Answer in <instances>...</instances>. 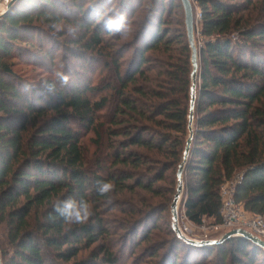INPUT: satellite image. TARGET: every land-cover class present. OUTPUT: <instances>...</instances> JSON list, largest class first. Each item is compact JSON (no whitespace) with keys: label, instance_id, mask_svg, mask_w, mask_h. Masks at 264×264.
Here are the masks:
<instances>
[{"label":"trees","instance_id":"trees-1","mask_svg":"<svg viewBox=\"0 0 264 264\" xmlns=\"http://www.w3.org/2000/svg\"><path fill=\"white\" fill-rule=\"evenodd\" d=\"M132 1L120 7L134 18ZM158 1L161 12L151 9L127 35L107 31L112 13L91 0H68L72 8L59 0H17L0 17V226L12 248L1 250L3 264H120L119 254L162 231L169 241L146 250L156 264H206L213 256L218 264H259L264 257L243 237L196 247L172 228L189 137L192 51L182 1L168 0L167 9ZM192 4L200 70L182 213L197 226L222 224L221 188L241 175L236 203L264 218V24H252L264 0ZM174 15L182 28H170ZM63 22L84 31L71 42L79 48L66 50L83 61L85 75L67 69L63 74L74 79L66 85L57 75L55 37L43 26L53 32ZM99 181L112 182L113 190L99 194ZM68 199L89 203L88 222L64 223L56 204L62 208ZM109 211L124 214L120 228L107 221ZM118 228L119 245L112 238ZM180 250L187 252L182 260Z\"/></svg>","mask_w":264,"mask_h":264},{"label":"rangeland","instance_id":"rangeland-1","mask_svg":"<svg viewBox=\"0 0 264 264\" xmlns=\"http://www.w3.org/2000/svg\"><path fill=\"white\" fill-rule=\"evenodd\" d=\"M10 0H8L9 2ZM92 2H94L93 4L100 5L103 4V8H105L103 11H105L106 16L111 15L110 13H112L111 17L113 18H117L120 15H124L125 17V23L127 22V24L129 23V28L130 31L128 32L129 34L132 33V31H134L136 29V27H133V24H140L142 22V20H144L145 16L148 14L149 11H151V9H155L158 10L157 12H161L162 10V6H161V1L158 0H145L143 2V5L140 6V3L138 2V0H133L131 4V7H133L134 10H137L136 15L134 16V18H131V11L125 7V8H121V4H123L121 2V0H91ZM7 2V3H8ZM59 2H65L66 6H70L71 7V2H68V0H59ZM7 3L3 2L1 5L4 6V8L6 9ZM128 3V2H127ZM164 4H165V8H168V0H164ZM0 5V6H1ZM26 1L23 2L21 8H26ZM65 5V4H64ZM72 8V7H71ZM67 10V8H66ZM120 10H123V14L120 13ZM5 11V10H4ZM113 11H118L116 14L113 13ZM198 11V10H197ZM156 12V13H157ZM1 13V12H0ZM70 15V20L71 22H76V19L74 18V15L69 13ZM264 13H262V15H260L258 17V11H256L254 13V18H253V22L252 24L258 25V24H264V17L262 18ZM164 19L167 17L166 14L164 15ZM198 18V15L197 17ZM262 18V19H261ZM257 19H259V21H256ZM170 24V28H172L173 30H176L178 28H182V22L183 19L181 16L179 15H174L173 17L168 19ZM45 27V31L52 34L55 37L54 43L51 45V48H55L54 54L56 53L57 58L55 59L56 64L58 66V70L59 73H65L67 69H72V70H81L80 69V65L83 64V61L81 59H76L73 58L68 52L67 50L71 47L76 48V45H73L74 43L71 42H76L78 41L83 35H84V31H82L81 29H77L75 27L74 24H68V23H61L60 24V30L57 31H50L49 27L50 25H43ZM133 34V33H132ZM196 37V44L198 46V48L200 47V42L197 40V36ZM122 42H126V41H122ZM68 45V46H66ZM79 48V46L77 47ZM67 49V50H66ZM81 49V47H80ZM264 51V49H263ZM130 58V55L129 57ZM128 62L130 61V59L127 60ZM49 64V62H47ZM22 67H19L18 70H20ZM22 69H24V71H28L29 72V76H39V73L41 72L40 69L34 70L33 68L30 67H23ZM85 71L81 70V72H79V74L81 75H85L84 73ZM40 76H46L45 75V71H42V73H40ZM74 79L73 76L70 77L69 80ZM88 139V138H87ZM86 139V140H87ZM185 196L183 195V198ZM127 198L129 197H125V201L127 200ZM246 215L250 216L251 214L246 212ZM180 215H181V220H182V208H180ZM164 219H162V221L160 222L162 224V226L164 227V222H165V218L168 219V213L166 212V214H164ZM107 218V221L112 222L114 225H118L119 228L121 226V224L124 222V214H121L119 211H109L107 213V215L105 216ZM169 220V219H168ZM186 224H185V223ZM213 220H206L204 222V224L202 226H197L194 224H188L186 221L182 220V223L184 224V226H187V229L189 230V233L191 234L192 238H195L196 240H200V241H204V240H216V239H220L222 238L226 233L232 231L230 229H226V228H220L218 226H216ZM112 225V224H111ZM110 225V226H111ZM116 229L114 230L115 235H113V241L117 242V244L119 245L122 241L121 236L123 235V231H121L120 229ZM113 231V229H112ZM153 241L150 244H143L140 248H138L136 251L134 249H132L135 251V255L134 257H130V255L132 254V252H130L129 248L126 249L125 251H123L122 255L119 254L120 259H121V263L120 264H156L157 260H151V258L147 257L148 252L146 251L147 249H149V246L153 245V244H157L159 242L162 241H169V237L162 231V232H156L155 234L152 235ZM1 250H5L6 252L9 251V253H11L12 248L10 246V243L7 239V230L5 226H0V252H1V256H2V264H3V255H2V251ZM131 253V254H130ZM187 252L185 251H179V258L182 260L185 258ZM88 258L90 257V253H84L83 255L80 256V258ZM194 261L197 260H201V257H194L193 258ZM136 262V263H135ZM259 264H263L264 263V257H259ZM206 264H218V260L216 258V256H213L210 261H208Z\"/></svg>","mask_w":264,"mask_h":264},{"label":"water","instance_id":"water-1","mask_svg":"<svg viewBox=\"0 0 264 264\" xmlns=\"http://www.w3.org/2000/svg\"><path fill=\"white\" fill-rule=\"evenodd\" d=\"M17 0H10L7 3L6 9L3 13H0V17H2ZM184 11H185V24L187 30V36L190 44V48L192 51L191 60H192V86H191V100H190V108H189V137L186 143V147L184 150L182 162L179 166L177 172V190L171 207V215H172V228L176 235L186 242L189 245L196 247H206V246H216L222 244L230 238L234 237H243L247 240L251 241L255 245L261 247L264 250V241L253 235L251 232L244 229H235L228 233H226L222 238L216 240H204V241H196L194 239L186 237L179 228V216H180V208L182 206V200L185 189L184 182V173L188 164V160L191 156L192 151V143L194 138V118H195V110H196V101H197V80L198 74L200 70V50L196 44L195 37V17L192 0H181ZM4 2V0H0V5ZM0 264H2V256L0 252Z\"/></svg>","mask_w":264,"mask_h":264},{"label":"built area","instance_id":"built-area-1","mask_svg":"<svg viewBox=\"0 0 264 264\" xmlns=\"http://www.w3.org/2000/svg\"><path fill=\"white\" fill-rule=\"evenodd\" d=\"M242 179L241 175H238L233 180L227 182L221 188V198H222V217L223 223L216 225L220 228H226L230 230L235 229H244L251 232L253 235L257 236L264 241V218L261 216L246 215L245 209L242 205L236 203L235 201V191L236 186L239 181ZM182 220L189 222L184 214L182 213ZM181 215L179 216V228L181 232L188 238L194 239L191 237L187 226L182 223ZM185 223V222H184ZM186 224V223H185ZM200 241V240H196Z\"/></svg>","mask_w":264,"mask_h":264},{"label":"clouds","instance_id":"clouds-1","mask_svg":"<svg viewBox=\"0 0 264 264\" xmlns=\"http://www.w3.org/2000/svg\"><path fill=\"white\" fill-rule=\"evenodd\" d=\"M5 3L8 0H4ZM125 17L124 15H120L117 18L108 19L105 22V28L110 33H121L122 35H127L130 31L129 26L125 24ZM53 27L59 31L60 25L55 24ZM61 83L66 85L69 83V77L64 75L63 73L57 74ZM52 86H49V91H52ZM99 187L97 191L99 194L104 195L110 193L113 188L114 184L110 181H99ZM56 210L60 213V216L63 217V221L65 224L69 225H80L88 222L89 218L93 215V212L90 208L89 203L86 200L81 199L80 201H76L74 199H68L63 202V207H59V202L56 204Z\"/></svg>","mask_w":264,"mask_h":264},{"label":"bare ground","instance_id":"bare-ground-1","mask_svg":"<svg viewBox=\"0 0 264 264\" xmlns=\"http://www.w3.org/2000/svg\"><path fill=\"white\" fill-rule=\"evenodd\" d=\"M4 10H5L4 6H3V5H1V6H0V12H1V13H3V12H4Z\"/></svg>","mask_w":264,"mask_h":264}]
</instances>
